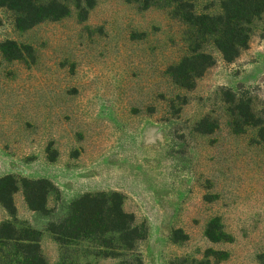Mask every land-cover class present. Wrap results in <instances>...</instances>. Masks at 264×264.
I'll return each instance as SVG.
<instances>
[{"label":"rangeland","instance_id":"obj_1","mask_svg":"<svg viewBox=\"0 0 264 264\" xmlns=\"http://www.w3.org/2000/svg\"><path fill=\"white\" fill-rule=\"evenodd\" d=\"M45 1V0H42ZM69 11L33 27L0 8V178L48 179L47 211L32 210L20 184L16 212L0 226L40 231L48 264H264V142L258 126L235 132L225 91L264 120V15L249 47L216 63L192 88L169 70L191 51L172 0H58ZM223 0H196L217 14ZM6 40L22 48L9 58ZM206 118L216 129L202 132ZM119 192L146 237L116 257L94 243L61 245L50 231L87 193ZM223 233L212 239L211 223ZM18 258L0 241V264Z\"/></svg>","mask_w":264,"mask_h":264},{"label":"trees","instance_id":"obj_2","mask_svg":"<svg viewBox=\"0 0 264 264\" xmlns=\"http://www.w3.org/2000/svg\"><path fill=\"white\" fill-rule=\"evenodd\" d=\"M176 3V14L187 25L190 34L191 51L169 73L173 81L183 87L192 88L196 80L216 63L213 54L203 45L211 43L227 62H234L243 50L249 47L254 21L264 15V0H223L222 11L217 14L197 13L196 0H172ZM0 8L14 11L19 28L27 29L47 20L65 16L69 9L58 0H0ZM3 19L0 16V25ZM9 58H20L22 48L12 40L1 44ZM225 100L232 113L235 132H242L245 126H258L259 137L264 142V120L252 110L250 100L237 99L225 91ZM206 118L199 124L202 132L210 133L217 127ZM20 184L29 207L36 211H47V197L54 185L48 179H18L11 174L0 178V203L11 213L16 212L14 195ZM210 224L208 235L212 239L223 237V233ZM50 231L61 245L74 241L94 243L99 253L116 257L122 250L135 252L136 244L146 237V229L135 223L133 213L123 207V195L117 191L95 194L87 193L74 200L70 212L58 224L52 223ZM40 231L33 228L18 229L9 221L0 226V241L13 242L18 258L14 264H48L40 244ZM121 264H143L141 259ZM59 264H64L60 262Z\"/></svg>","mask_w":264,"mask_h":264}]
</instances>
